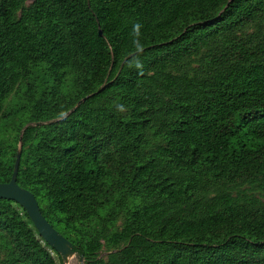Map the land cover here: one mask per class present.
<instances>
[{
	"label": "trees",
	"instance_id": "trees-1",
	"mask_svg": "<svg viewBox=\"0 0 264 264\" xmlns=\"http://www.w3.org/2000/svg\"><path fill=\"white\" fill-rule=\"evenodd\" d=\"M20 137L83 264H264V0H0V182ZM0 232L62 264L17 202Z\"/></svg>",
	"mask_w": 264,
	"mask_h": 264
},
{
	"label": "water",
	"instance_id": "water-1",
	"mask_svg": "<svg viewBox=\"0 0 264 264\" xmlns=\"http://www.w3.org/2000/svg\"><path fill=\"white\" fill-rule=\"evenodd\" d=\"M81 101L82 100L79 102ZM20 149L21 137L19 138L11 178L8 182H0V199L12 200L21 205L26 210L41 237L60 255L63 263L66 264L69 261V258L75 255L71 242L46 220L39 209V205L34 194L28 189L22 188L16 182V175L20 160ZM80 261L82 262V260Z\"/></svg>",
	"mask_w": 264,
	"mask_h": 264
},
{
	"label": "rangeland",
	"instance_id": "rangeland-1",
	"mask_svg": "<svg viewBox=\"0 0 264 264\" xmlns=\"http://www.w3.org/2000/svg\"><path fill=\"white\" fill-rule=\"evenodd\" d=\"M254 196H256V198L250 200V202L248 203V207L257 209L264 203L260 202V197L258 198V195L255 194ZM13 255L14 250L9 242L8 236L3 232H0V264H8V261L12 258ZM100 256L105 258L106 251L102 250V252H100ZM69 261V264H83V262H81L76 255L70 257ZM62 264L65 263H63L62 261Z\"/></svg>",
	"mask_w": 264,
	"mask_h": 264
},
{
	"label": "clouds",
	"instance_id": "clouds-1",
	"mask_svg": "<svg viewBox=\"0 0 264 264\" xmlns=\"http://www.w3.org/2000/svg\"><path fill=\"white\" fill-rule=\"evenodd\" d=\"M139 28H140V25L139 24L135 25V29L136 30H138ZM118 110L119 111H124L125 110L124 105H122V104L118 105Z\"/></svg>",
	"mask_w": 264,
	"mask_h": 264
},
{
	"label": "bare ground",
	"instance_id": "bare-ground-1",
	"mask_svg": "<svg viewBox=\"0 0 264 264\" xmlns=\"http://www.w3.org/2000/svg\"><path fill=\"white\" fill-rule=\"evenodd\" d=\"M70 263V261H68L66 264H69Z\"/></svg>",
	"mask_w": 264,
	"mask_h": 264
}]
</instances>
